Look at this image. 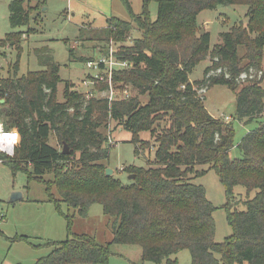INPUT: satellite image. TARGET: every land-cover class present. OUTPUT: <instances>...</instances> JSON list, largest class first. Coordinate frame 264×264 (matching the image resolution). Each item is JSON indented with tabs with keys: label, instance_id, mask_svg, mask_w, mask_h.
Segmentation results:
<instances>
[{
	"label": "trees",
	"instance_id": "1",
	"mask_svg": "<svg viewBox=\"0 0 264 264\" xmlns=\"http://www.w3.org/2000/svg\"><path fill=\"white\" fill-rule=\"evenodd\" d=\"M121 2L130 20L113 15L90 37L125 41L133 31L140 33L132 45L116 53L133 66L116 69L114 81L130 86L133 93L111 102L88 98L71 80L59 100L61 65L49 45L35 48L41 68L19 75L20 37L25 31L17 28L30 25L32 8L24 0L10 3L13 31L0 39V49L13 46L16 59L8 75L0 66V99L5 100L0 103V117L20 139L14 156L0 158L13 174L24 172L28 180L44 182L49 200L57 206L64 202L74 210L66 215L65 240L35 244L28 235H16L11 241L53 247L34 264H108L113 244L140 245L144 262L151 264H178L173 256L184 249L190 251L192 264H264V0H143L140 13L130 0ZM152 2L158 4L155 19ZM227 5L246 6L247 20L221 32L222 42L212 48L211 33H201L198 16ZM208 57L212 65L205 68L203 78L191 79L196 66ZM250 69L263 75L242 80L241 74ZM216 84L236 92L241 122H258L238 144L241 157L230 155L235 133L230 118L214 117L204 104L202 90ZM112 121L132 133L136 154L152 143L142 139L141 132H151L155 144L156 166L124 167L134 175L128 183L107 175L102 162L109 158L113 143L101 127ZM52 134L61 149L50 144ZM65 144L69 153H63ZM201 164L217 172L226 190L223 207L233 231L222 242L215 240L217 208L205 187L192 182L193 176L206 172L197 168ZM48 173H53L52 179H45ZM238 185L247 191L244 210L233 209ZM94 203L101 204L111 219L113 238L106 243L94 234L73 230L74 218L88 216Z\"/></svg>",
	"mask_w": 264,
	"mask_h": 264
},
{
	"label": "rangeland",
	"instance_id": "2",
	"mask_svg": "<svg viewBox=\"0 0 264 264\" xmlns=\"http://www.w3.org/2000/svg\"><path fill=\"white\" fill-rule=\"evenodd\" d=\"M13 0H0V39L7 33L13 31L9 21V6ZM25 6L32 8L30 25L20 27L17 30H24L22 34L23 51L20 61L19 75L29 70H38L40 65L35 48L49 45L55 51V60L61 65L60 75L62 81L59 83V100H63V89L68 80L75 82L76 88L86 94L88 88L83 83L95 70L88 69L86 62L91 59L101 58L107 49L120 50L123 46L132 45L134 39L139 36L138 31H133L125 41H117L110 37L108 41H101L90 38L95 30L101 31L106 23V18L117 15L122 19L130 20V15L121 0H113V10L111 0H24ZM43 1V3H42ZM136 13L142 11L143 0H130ZM34 8H36L34 10ZM150 10L153 19L157 17L158 4L152 2ZM246 6L227 5L219 6L217 9L203 10L198 16L200 29H205L211 33V47L221 43L220 33L228 31L233 24L246 22ZM75 13L74 15H72ZM105 14L107 17H104ZM96 18L95 26L87 22L88 19ZM82 21H85L82 23ZM15 30V31H17ZM83 32V34H82ZM72 50V51H71ZM73 53V56L70 54ZM243 55L244 50H240ZM81 59V60H76ZM16 59V50L9 44L0 49V65L3 66V74L11 72L12 65ZM246 59H244V63ZM208 65H212L211 57L200 62L192 72L191 79H202L204 70ZM264 70V68H263ZM217 73L211 71L210 74ZM107 75V72L104 73ZM118 98L125 97V90L128 96L133 93L130 86L114 83ZM94 85V84H93ZM102 85L95 84L90 90L96 91ZM264 87V76L262 81ZM204 104L208 111L216 118L232 123L234 133V146L230 155L234 158L241 157L238 144L241 139L258 126L257 121L249 124L241 122L236 115L237 97L236 92L226 85L216 84L202 90ZM143 99H146L145 97ZM166 121H162L165 125ZM105 135L112 133L114 140L109 158L102 162L113 170L114 176L128 183L130 174L124 170L129 165L136 166H156L155 144L151 132L140 133L142 139L151 140L149 148L139 155L135 153L136 144L132 141V133L120 128L115 121L109 126L101 127ZM110 137V136H109ZM50 144L62 148L54 134L50 137ZM206 172L200 176H193L192 182L205 187L207 197L216 206L214 218L216 222L215 240L222 242L232 234V227L227 220V210L223 205L227 202L226 190L220 181L217 172L210 168L208 164H201L197 167ZM45 179H52L53 173H48ZM58 196L57 190L53 189ZM235 196L232 200L233 209L244 210V201L247 199L246 189L238 185L235 187ZM14 193H21L22 197L11 202ZM255 193V192H254ZM252 193L250 196L254 195ZM74 212L66 203L61 202L57 206L49 200L47 186L40 180H28V175L24 172L12 173L10 168L0 162V264H34L41 256L47 255L53 247L42 245L34 247L24 241H11L16 235H28L35 244L48 242L51 240L61 241L67 238L68 225L66 215ZM111 219L103 212V207L99 203H94L90 207L88 216H76L74 218L73 230L76 233L94 234L101 243L111 241L113 233L111 230ZM114 254L108 264H151L144 262L142 248L133 244H113ZM178 258V264H192L190 251L184 249L173 258ZM242 264H249L245 261Z\"/></svg>",
	"mask_w": 264,
	"mask_h": 264
},
{
	"label": "built area",
	"instance_id": "3",
	"mask_svg": "<svg viewBox=\"0 0 264 264\" xmlns=\"http://www.w3.org/2000/svg\"><path fill=\"white\" fill-rule=\"evenodd\" d=\"M68 1L71 2V0ZM118 51L107 49L105 51V54L101 58L91 59L86 62L88 69L95 70V73H91L88 79H85L83 81V83L86 85V88H88L86 91H84L86 93L85 95L88 98H108L110 102L118 98L114 84V71L116 69L130 68L133 66V63L129 60L118 59L116 57V53ZM216 71L218 73L221 71V69H218ZM105 72H107L106 76L104 75ZM262 75V71L257 74L253 69H250V72L242 73L240 78L246 81L248 79L260 78ZM93 84H100L102 85V87L96 89V91L90 90V87L94 86ZM125 93V97H127L128 91L125 90ZM229 118L230 117H227V119ZM13 136L16 137L15 141L12 139ZM109 136V142L113 143L114 140L112 139V133H110ZM19 139L20 136L17 130L6 128L3 120L0 117V155L5 157L14 156L15 148L18 144ZM0 162H2V158H0Z\"/></svg>",
	"mask_w": 264,
	"mask_h": 264
},
{
	"label": "water",
	"instance_id": "4",
	"mask_svg": "<svg viewBox=\"0 0 264 264\" xmlns=\"http://www.w3.org/2000/svg\"><path fill=\"white\" fill-rule=\"evenodd\" d=\"M206 32V30L203 28L201 30V33ZM4 99H0V103H4ZM4 108V107H3ZM63 153H69V146L67 144L64 145V149H63ZM106 174L107 175H112L113 174V170L111 168H106ZM134 177V175H130V178ZM22 197L21 193H14L13 196L11 197V202H14L18 199H20Z\"/></svg>",
	"mask_w": 264,
	"mask_h": 264
},
{
	"label": "crops",
	"instance_id": "5",
	"mask_svg": "<svg viewBox=\"0 0 264 264\" xmlns=\"http://www.w3.org/2000/svg\"><path fill=\"white\" fill-rule=\"evenodd\" d=\"M112 1V4H111V9L113 10V0H111ZM71 2H72V0H71ZM71 2H70V4H71ZM132 4V3H131ZM75 13H73L72 15H74ZM104 15V17H107L105 14H103ZM113 16V15H112ZM115 16V15H114ZM117 16V15H116ZM108 18L109 17H107L106 18V23H104L103 25H101V26H95V21H96V18H91L90 17V19H88L87 20V22H89V23H92L95 27H104V26H107V24H108ZM121 18V17H120ZM126 20V19H125ZM85 21H82V23H84ZM82 34H83V32H82ZM90 36H92L91 35V33H90ZM53 49V48H52ZM54 50V49H53ZM72 51V50H71ZM55 52V51H54ZM1 66V65H0Z\"/></svg>",
	"mask_w": 264,
	"mask_h": 264
},
{
	"label": "clouds",
	"instance_id": "6",
	"mask_svg": "<svg viewBox=\"0 0 264 264\" xmlns=\"http://www.w3.org/2000/svg\"><path fill=\"white\" fill-rule=\"evenodd\" d=\"M12 139L15 141V140H16V137H15V136H13V137H12Z\"/></svg>",
	"mask_w": 264,
	"mask_h": 264
}]
</instances>
